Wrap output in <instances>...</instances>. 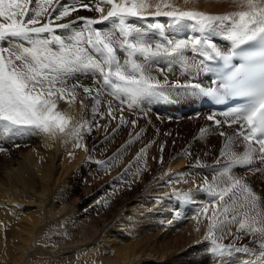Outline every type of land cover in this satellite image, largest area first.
Returning <instances> with one entry per match:
<instances>
[{
    "label": "snow or ice",
    "instance_id": "obj_1",
    "mask_svg": "<svg viewBox=\"0 0 264 264\" xmlns=\"http://www.w3.org/2000/svg\"><path fill=\"white\" fill-rule=\"evenodd\" d=\"M101 2L109 6L107 14L99 2L84 0L70 4L61 0L55 4L54 0H0V129L3 133L15 129L16 134L37 129L48 134L57 130L65 133L70 118L55 111L57 102L64 97L72 102L78 89L91 101L93 116L102 118L97 106L106 104L109 120L118 118L116 113L123 111L119 105L125 103V98L129 106L145 99H167V93L176 90L177 95H203L217 101L233 96L247 98L242 106L222 112L226 118L223 122L215 115L207 117L217 126L234 124L237 129L231 135L220 132L227 139L225 151L220 154L223 159L216 161L221 169L211 183L205 179L206 187L198 191L212 198L201 212L207 214L210 207L215 209L206 237L213 254L222 258L243 252L253 257L249 264H264V195L234 172L235 166H251L258 161L262 167L244 170L264 174V0H235L240 10L227 15L163 11L162 7L172 5L157 4L151 17L144 15L149 6L138 0ZM79 11H96L100 16L73 17ZM69 17L72 19H66ZM160 17L176 24L194 22L200 35L173 39L160 23L139 26L130 22ZM109 20L112 23L106 25ZM217 35L226 42L224 47L218 46L214 39ZM245 45L253 50L242 49ZM188 57L199 59V63L192 61L198 73L211 72L206 61L213 60L222 61L225 71L217 73L219 79L212 82L214 86L192 81L161 84L150 73L152 63L159 58H168L167 67H171L173 61L187 64ZM88 76L92 83L83 84L79 77ZM112 99L118 101L116 108ZM119 119L124 118L121 115ZM130 123L134 126L136 122ZM93 125L99 127L93 120L88 125L89 132ZM83 127L81 124L74 129L77 139ZM233 137L245 142L243 154L231 150ZM144 151L141 149V154ZM177 195L183 200L191 199L190 194ZM232 226H237L239 232ZM218 229L222 232L219 237ZM224 232L236 243L219 242ZM242 236L250 237L251 244L239 246Z\"/></svg>",
    "mask_w": 264,
    "mask_h": 264
},
{
    "label": "bare ground",
    "instance_id": "obj_2",
    "mask_svg": "<svg viewBox=\"0 0 264 264\" xmlns=\"http://www.w3.org/2000/svg\"><path fill=\"white\" fill-rule=\"evenodd\" d=\"M174 1L175 0H138V2L145 3L149 6L144 14H147L148 9L155 6L156 3L161 6L164 3L173 5L176 4ZM61 2L70 4L73 3L74 0H61ZM84 2H92L93 4L99 2L100 6L105 10L104 14H107L109 6L102 3L101 0H84ZM55 3L56 0H54V4ZM194 3L195 6L198 4L199 9L202 10L201 12L210 15H227L231 12L240 10L235 0H194ZM181 6L186 7L184 5ZM174 8L175 7H173V9ZM190 9L189 11H191ZM77 16L98 19L100 13L96 11H79L77 13H73V17ZM146 16L151 17L152 14H147ZM162 18L163 17L150 20L132 19L130 22L143 26L142 21L153 23L155 20L161 21ZM66 19H72V17ZM162 22L164 23V32L173 39L192 38L200 35L194 27V22L185 20L176 24L170 18H164ZM111 23V20L105 22L106 25H110ZM60 31L63 33L67 30ZM214 39L218 43V46H225L226 42L219 35H217ZM227 43L230 44V42ZM193 60H195L196 63H199V59L195 57H188L187 64L173 61L172 66L167 67L169 59L159 58L152 63L150 73L156 80H159L161 84H165L166 82L168 85L176 82L183 83L185 80L193 77L197 72L192 65ZM161 68H167V71H161ZM163 74L167 75L169 80L162 78ZM79 78L83 84L92 83L91 76ZM177 92H179V90L167 93V99H145L134 106H129L127 104V98H125L126 107L119 105L124 109V112L116 113L118 118L115 120H109L106 113L107 105L105 104L103 107L97 106V108L101 111L102 118L93 116L91 114L92 108L89 107V105H91V101L82 90L78 89L77 95L72 102H69V97L59 99L55 109L56 112L64 114L66 118H70L69 123L66 125V132L61 133L57 130L54 134H48L41 131L43 138L41 142L39 141V146L37 145L38 147H36L40 148V150L42 149L44 152L39 153L38 151L37 153L36 147L29 148L28 150H20V148H15L16 144L12 143L8 146V144L1 139L0 145L7 147V150H3L2 154L0 153V174L3 175L4 182V185H1L3 183H0V264H129L136 261L137 253L139 251L138 248L140 246L138 243L140 242L136 243L137 240L135 242L131 241L132 237H129L128 233H126L128 231V227L124 226L122 223L124 222V219L119 217L121 209H123V207H121V202L124 201L119 200L120 202L115 203L113 208L111 207L110 210H106L108 207L103 205L104 202H98L99 198L96 200L95 197L96 201L92 202L91 200L90 206H87L90 208L96 204L93 210L97 211L94 212L95 214L98 213V217H95L92 225L81 224L79 223L81 218H78V216L81 214L80 209L84 202L80 204L79 197L76 199L75 196L77 195V189L72 188V179L74 176H79L80 178H78L77 184H81L83 177L88 173L89 166L94 165L93 162L90 165L87 163V161H90V159L92 160L93 158L89 156L90 151L88 139L90 138L97 140L103 136H107L108 138L113 137L116 141L118 140L120 142L132 143L133 141L130 142L128 138L130 137V134L134 136L135 133L143 127L144 122L147 121L150 116H153L155 112L158 117L166 115V118H168L171 117L173 111H177L179 112V116L186 115L187 117L192 118V120L198 119H194L193 115L196 113L195 107L203 100V97L200 95H177ZM169 98L179 99L184 109L181 110L179 106H175L173 103L169 102ZM111 103L113 108H116L118 105L116 99H112ZM121 115L124 118L123 121L119 119V116ZM200 119L201 121H198L201 123H198L196 120L197 122L195 124L202 130L201 135L204 139L203 142L207 144V150H209L208 145L214 146L215 148L219 145L222 152L225 151L227 139L225 136H221L220 132H225L226 134L231 135L234 129L232 127H224L223 130L218 131L212 123L204 120L202 117H200ZM93 120H96L99 127L97 128L93 125L92 131L89 132L88 125L92 124ZM133 120L136 122L134 126L130 123ZM165 120L167 121V119ZM81 124H83L84 127L80 131V138L77 139L74 129L79 127ZM69 130H72V134H67ZM42 136H38V138L40 139ZM137 138H135V140H137ZM233 139L235 140V144L231 150L239 154H243L245 142H243L242 138L233 137ZM76 140H80L81 143H83L82 150H79V154H75L76 152H73L77 151L75 150V146L77 145L76 143L78 142H76ZM204 143L199 141L194 144V146L187 148L186 152L197 151V149H203L204 151ZM16 149L19 151L15 152ZM126 151L124 153H128ZM124 153L117 158L124 160L126 156H132L133 154L132 152H129V154L124 156ZM203 153L205 154V152ZM209 155H211V153ZM217 158L219 160L223 159L222 157ZM224 162L226 163V161ZM212 164L217 173L221 169V165L217 164L215 160ZM142 165L143 166L139 165L141 170L140 168L137 169V177L135 179L140 176H138L139 170L142 171V169L145 168V165ZM200 166H197L196 170H194L195 174H202V172L208 171L207 168H205L206 170H203ZM147 167L146 169H148ZM243 167L253 168L255 167V164L253 163L251 166H235L234 172L238 176H244L250 182L254 190H258L259 184H261L259 175L262 173L245 172L242 171ZM163 169L164 163L159 162L153 167H149L148 170H143L142 180H132L131 192L133 194L138 195V193H142L145 196L144 193L148 192L149 195L150 193L151 195L149 196L148 193L146 194L148 195V197L144 198L146 203L142 205H135L128 210L129 215L135 214L134 217H132V215H128L130 220H127L126 216L124 217L128 222L132 223H142V221H144L148 222V224H152L150 221L154 222L156 220L157 223L161 221L162 225L166 223L164 224L165 227H172L175 229H181V225L188 222L184 232L190 235L193 233V230L190 229L192 227L187 226L190 221L185 222V220L192 211L194 203L190 199L181 200L177 194L182 195V191H187L185 189L187 186L189 187L191 184L193 188L194 185L192 183L181 185L176 190H174L175 187L172 185L173 189L170 190L169 185L171 184V180L166 177L167 180H170V184L167 182L163 183L164 186H161L160 183L163 182L164 179L159 182L156 180L154 181L152 177L159 174L162 175ZM148 177H150L149 181ZM30 179L32 181H30ZM22 186L27 189H22ZM80 194L82 196L81 192ZM151 196L157 197V204L159 203L157 206L156 203L154 204L151 202L156 197L153 200H150ZM190 196L198 198L199 200H196L198 203L203 197L202 193L197 191L194 192V195L191 193ZM204 198L211 201L209 197H206V194ZM101 199H103L102 196ZM35 200L39 204L37 213L30 214L26 212V214H23L22 211H20L24 205L32 202L35 203ZM209 201L207 202L209 203ZM220 203L222 204V202ZM87 209H85V211ZM210 209L212 211L209 212V217H211L212 212L215 210L213 207H210ZM99 211H103L104 213L102 212L103 214H99ZM156 213L159 214L157 218L154 217ZM173 216H175L174 221L172 219ZM203 216L204 214L200 217V219L203 218ZM209 219L211 220V218ZM168 221L171 223H168ZM128 222L125 223L128 225ZM207 222H209V220L205 223ZM211 224L212 222H210L209 227L206 225V229L203 230L206 234L202 237V241L204 242L210 241L206 239V237L208 236ZM178 226L181 227L176 228ZM122 227L127 228V231H124L125 228L122 230ZM199 227L201 226L199 225ZM203 228L204 227L202 225V229ZM111 232L113 235L110 237L109 233ZM134 238H136L135 235ZM209 243H211V241ZM240 243H243V246L245 244H251V239L248 236H242ZM100 250H107V253H100ZM98 255L99 257H97ZM141 255H143V253H141ZM209 258H211V260H209L211 264H217V256L211 254ZM250 258V254L246 255V253L243 252H235L233 258L230 259L229 256L226 255L222 257V261L224 264H243L245 260H249Z\"/></svg>",
    "mask_w": 264,
    "mask_h": 264
},
{
    "label": "rangeland",
    "instance_id": "obj_3",
    "mask_svg": "<svg viewBox=\"0 0 264 264\" xmlns=\"http://www.w3.org/2000/svg\"><path fill=\"white\" fill-rule=\"evenodd\" d=\"M175 2L176 4H173L172 8L162 7L161 10L171 11L173 7H175L174 9H179L181 11H189L190 8H191L190 9L191 11H199V12L202 11L201 9H199L198 4L195 6L194 0H183V1L175 0L174 3ZM156 5L150 7L147 11V14H153L156 10ZM181 5H184L186 7H183ZM147 14H144V15L146 16ZM163 19L164 17L162 18V20ZM162 20L161 21L155 20L153 23H160L164 26V23L162 22ZM142 24L146 25L148 24V21H142ZM122 105L125 106V103ZM122 112H124V109ZM166 117H167L166 115L162 116L163 124H160L158 118H161V117H158V115H156V112H155L153 116H150L148 120L144 122L143 127L140 128L135 133L134 136L130 134V137L128 138L130 142L133 141L132 143L120 142L118 140L116 141L113 137L108 138L107 136H103L97 140L92 139V138L88 139V146H89V151H90L89 156L93 158L92 160L90 159V161H87V163L90 165L93 162L94 165L89 166L88 173L83 177L82 179L83 181H81V184H77L78 178H80L79 176H74L72 179L73 181L72 188L77 189V192H76L77 195L75 196L76 199L77 197H79L80 204L84 202L80 209L81 214L80 216H78V218H81L79 223L86 224V225L93 224L92 222H94L95 217L97 216L98 213L95 214V212L97 211L93 210L96 204L89 208L91 200L92 202L93 201L95 202L97 198H99L98 202H104L103 205L108 207L106 210H110L111 207L113 208L115 203L120 202L119 200H123L124 202H121L122 203L121 207H123V209H121L122 215L120 213L119 217L124 219V222L122 223L124 224V226L128 227V231H127V228L125 227H122V230L123 228H125L124 231L125 232L127 231L126 233H128V236L133 238V240L131 238V241L135 242L137 240L136 243L140 242L138 243L140 246L138 245L139 251L137 249L138 253H137L136 261L129 263V264H211L209 261L211 260V258L209 257L211 254H213V252L210 251L212 249V245L211 243H209L210 241H205V242L202 241L203 239L202 237H204L205 231L203 230L206 229V225H208L209 227L210 222H212V220L209 219L211 218L209 217L210 216L209 212H211L212 210L209 208V211L207 213L208 215L201 212V207L204 204H207L208 203L207 201L209 200L204 198L205 193H203L202 191H198L197 188L198 187L200 188L202 185H204L203 181L205 179H207L208 181L210 180L209 183H211L214 180L213 177L216 171L214 170L212 163L214 160L217 161L218 159L217 157H221L220 154L222 150L219 147V145L216 148L214 146L208 145L209 150H207V144L203 142L204 139H203V136L201 135L202 130L199 129V127H197V125L195 124L198 120L201 121L200 118L196 119L197 120L196 121V120H192V118L185 116L182 119L173 118L171 121H166L165 120L167 119ZM199 121L198 123H201ZM39 132L41 133V131L37 129V130H32L30 132H26L24 134H16V131L14 129L12 133H3V130L0 129V140L2 139L3 141H5V143L8 144V146H10L13 143V144H16L15 148H20V150H23V149L28 150L29 148H35L37 145L39 146L40 144L39 141L41 142L43 138L42 133L40 134ZM38 136L39 137L42 136V137L39 139ZM135 138H137V140H135ZM77 141L78 140H76V142ZM199 141L201 143H204L205 145L204 151L203 149L201 150L197 149V151L195 150L196 152L195 151L186 152L187 148L194 146V144L198 143ZM23 144H26V145H23ZM76 144H79V145L81 144V146L80 147L75 146V150L77 151H73V152H76L75 154H79L80 151L82 150L83 143H81V141L79 140ZM161 148H163L162 152H161ZM141 149H145L143 154H141V151H140ZM3 150L4 151L7 150V147H5L4 145H0L1 154ZM18 151H19L18 149L15 150V152H18ZM36 151L37 153L38 151L39 153L44 152L42 149L40 150V148H37ZM125 151L128 153H124ZM129 152L133 153L132 156L131 155L126 156L124 160L117 158L123 153H124V156L126 154H129ZM203 152H205V154ZM210 153L211 155H209ZM161 157H162V161H161ZM159 162L164 163V169H163L162 175L160 174L155 175L156 178L155 176L152 177L154 181L156 180L160 182V181H163L164 179V181L160 183L161 186H164L163 183L168 182V184H170L169 181L171 180V184L169 185L170 190L173 189V186L175 187L174 190H176L181 185L192 183L194 187L192 188V185L190 184L189 187L187 186L185 188L187 191H182V193L183 194L193 193V195L195 191L202 193L203 197L202 199H200L199 203L197 202L199 199L195 198L196 195L193 197L191 196V198L193 199H190L193 203L194 201L196 203V205L194 203V205L192 206V211H191L192 213L190 212L191 215L189 214L187 216V219L185 220V222L190 221V223L187 225L189 227H192L190 229L193 230V233H191L190 235L184 232L186 224L188 222H186L185 224H182L181 229H175L172 227H169V228L165 227L164 224L166 223L162 225L161 221L157 223L155 219H154L155 220L154 222L150 221V223L152 224H148V222H144V221H142V223L141 222L132 223V222L127 221V220H130L128 218V215H129L128 210L135 205H142L146 203L144 198L148 197L149 195L148 192L144 193L145 196L142 193H138V195L133 194L131 192V182L140 180V179L142 180L143 170L146 171L149 169V167L151 168ZM142 164L145 165V168L142 169V171H140L141 170L140 166H143ZM109 165H112V166H109ZM197 166L202 167L203 170H206L205 168H207L208 171L202 172V174H195L194 170H196ZM146 167L148 169H146ZM139 168L140 170H139L138 176L140 175L141 177L139 176L140 178L138 177L137 179H135L137 177L136 171H138L137 169ZM259 176H260L261 184H259V188L256 191L258 192V194L264 195L263 175L260 174ZM166 177L167 179H170V180H167ZM0 179H2L0 180L1 181L0 183H3L1 185H4L3 175L1 174H0ZM149 180H150V177H148V181ZM30 181L32 180L30 179ZM23 188L27 189L26 187L22 186V189ZM80 192L82 193V196ZM147 193L148 195H146ZM101 196L103 199H101ZM95 197H96V200H95ZM155 197L151 196V198L150 197L149 198L150 200H153ZM151 202L154 204L156 203V206L159 204V203L157 204V197ZM210 202L212 203V199L211 201H209V203ZM38 206L39 204L35 200V203L32 202L30 204L24 205L20 211H22L23 214H26V212L30 214L37 213ZM85 209H87L86 210L87 212L85 211ZM102 212H100L99 214H101ZM201 213H203L204 216L203 218L200 219V217H202L203 215ZM131 215L132 217L135 216V214L134 215L130 214L129 216ZM124 216L127 217V220ZM158 216H159L158 213L154 215L155 218H157ZM172 219L174 221V217H172ZM204 220L206 221L209 220V222L205 223L206 221ZM125 222L126 223L128 222V225ZM168 223H171V222L168 221ZM129 224H130V229H129ZM199 225L201 227H199ZM202 225L204 227L203 229H202ZM181 226H178L176 228H180ZM232 227L234 231L239 232V229L237 226H232ZM221 234H222L221 230L218 229L216 232L217 237L221 236ZM112 235H113L112 232L109 233L110 237ZM134 235L137 239L134 238ZM219 242L224 243V244L236 243L233 236L227 235L226 232H224V238L220 240ZM208 244H210L211 246ZM206 246H207V249H205ZM209 246L211 249L209 248ZM239 246L242 247L243 243H240ZM106 251L107 250H100V253L101 252L107 253ZM141 253H143V255H141ZM207 253L210 255H208ZM233 254L235 255V252ZM97 257H99V255ZM217 264H224L222 261V258L217 257Z\"/></svg>",
    "mask_w": 264,
    "mask_h": 264
}]
</instances>
